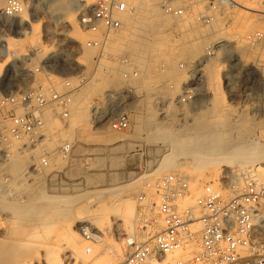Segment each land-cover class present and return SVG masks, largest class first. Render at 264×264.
<instances>
[{
  "label": "rangeland",
  "instance_id": "rangeland-1",
  "mask_svg": "<svg viewBox=\"0 0 264 264\" xmlns=\"http://www.w3.org/2000/svg\"><path fill=\"white\" fill-rule=\"evenodd\" d=\"M47 1L28 0L23 15L24 21H38L43 29L42 33L45 32L49 37H54L62 28L67 30L66 34H70V37L77 41H84L86 38L95 36L91 34L86 36L77 28L76 31H72L67 24L64 25L59 19L50 20V17L44 12V4ZM85 1L65 0V5L71 9L76 8L77 11L78 6H72L71 3L81 4ZM87 1L89 2L86 3L90 4L95 0ZM151 1L159 11L162 9L159 0ZM4 2L5 0H0V7ZM36 2H40L41 9L34 13V3ZM200 2L201 0H173L171 6L182 12L190 10L188 11L191 18L189 22L193 26L200 23V26H205L208 29H211L209 27L212 24L211 18L208 19L207 15L203 17L200 15L198 20L196 17L198 10V12H203L205 7H213L215 3L217 8H209L211 13L213 12L211 10H214V14L225 10L228 12L226 15L231 18L242 14L244 18L242 37H245L242 40V52L239 53L229 43L219 47L217 57H214V49L212 50L210 47L200 49L198 46H190L191 48L187 46V48H182L190 52L189 65L191 64V66H188L185 60L186 55H183L184 59L183 57H180V60L176 58L172 70L169 69V73L171 71L175 81L159 82L146 91L137 86L141 82L140 73L132 79L123 77L122 73L129 67H120L121 70L117 66L116 60L111 64L121 71H113L109 74L99 73L97 79L99 82H96V85L97 83L100 85L98 84L97 89L91 93L101 99L109 86L131 90V93L128 94L131 105L129 106L128 128L119 131L106 124L97 128L93 127V123L88 119L91 94L90 97L88 96V103L85 106L86 123H83V118L81 119L75 114L76 105L75 101L73 102V115L69 121L68 137H66L73 144L70 157L66 161L52 157L49 170H47L48 168L38 170L36 173L32 170L31 157L24 156L22 165L19 166L20 169L16 167L15 173L21 174L17 178L20 179L19 182L22 185L30 186L29 184H32L31 193L26 192L24 195L19 192L12 198L11 195L5 193L1 198L5 202L11 201L12 204L2 205L0 202V264H22L23 261L25 263L37 254H42V260L32 262V264H47L48 256H43L46 251L49 255H56L60 264H82L84 262L97 264L100 259L102 261L100 260L98 264L104 262L121 264L129 251L122 238L135 235L138 237L140 232L138 227L144 218L152 222V226L147 228L148 232H152L151 227L153 232L162 227L157 210L156 214L150 211L148 202L153 198L157 199L156 184L165 175L175 174L186 180L189 197L184 200V206L191 205L196 198L201 196L202 187L205 185L214 184L213 187H216L215 190L218 191L222 181L227 185L231 182L243 186L245 182L253 180L264 186V0H252L251 2L227 0L221 5L218 4V0H204L203 4ZM161 11L159 12L160 16L164 15V18L167 15L170 16L166 19H170L169 21L173 24L171 23V28H169L171 30H168L167 36L172 35L173 38L176 35L174 33L183 27V20L178 18L182 15H169L164 9ZM192 19H195L194 22ZM178 25L180 26L177 28ZM227 25L228 23L219 25L223 29L218 31L217 38L227 36ZM27 27L29 24H25V29ZM171 37L170 39H172ZM188 37L186 36L187 39ZM35 44L37 42L32 43V45ZM111 46H114L113 49ZM115 47L116 45L112 43L106 52L117 53ZM174 49L170 53L179 48ZM87 52L89 53L88 57L84 58L83 54L82 61L88 64V69H91L89 61L93 53ZM256 57L262 61L260 66L254 64ZM204 60L208 62L200 68L203 75L199 82L201 84H198L191 94H185L183 86L190 79V71L194 70L198 61ZM220 62H223V66L217 70L215 67ZM160 65L156 67L159 70L161 69ZM1 71L2 65H0V73ZM214 77H216L217 88L213 86ZM214 94L220 95V103L213 104L211 102V97ZM161 107L166 109L165 115L161 112ZM169 119L173 122L172 129L175 132L181 134V129L188 130L187 132L190 134L189 139H186L188 144L192 141L199 142L210 138L218 139L216 146L219 150L228 151L236 147V144H240L248 150L255 149V151L252 150V152L254 151L252 153L250 150L248 154L243 153L242 159H239L242 163L234 159L233 167L225 163L224 165H208L201 171H197L190 165L188 166L190 164L188 160L178 159L173 167L163 173L159 171L161 162L170 151L161 140L165 137V133L155 131V125L166 124L170 121ZM213 120L215 122H212ZM211 122L214 123V126L208 125ZM221 122L222 124H220ZM190 123H194L196 128L188 129ZM202 125H204V129L201 128ZM48 129L49 132L58 131L61 138L65 137V134L59 131L57 121H54ZM195 130L199 134L210 132L211 136L209 135L207 138L193 136L196 134ZM233 132L235 133L233 134ZM251 138L252 140H250ZM240 139L242 142H239ZM249 147L251 148L249 149ZM261 149L263 150L260 151ZM54 166L63 169L61 180L59 177L49 179L50 175L48 174L55 168ZM29 171H33L32 174L36 176L35 180L31 179L33 177ZM157 171L159 175H157ZM7 178L8 175H1L0 180L3 182V186L6 185ZM34 181L41 183L33 184ZM39 190H43L46 195L50 196L49 199L36 202L35 193ZM226 193L225 191L223 194ZM25 206L26 208L23 210ZM24 211L27 212L26 216L20 218ZM83 223L99 235V242H89L78 233L77 227ZM5 243L9 245L5 246ZM85 245L94 247L95 253L91 257H89V251L84 254L78 253L82 248H85ZM109 245H113L115 248H109ZM192 253L193 250H184L176 255L186 259ZM83 256L87 260H84L86 258Z\"/></svg>",
  "mask_w": 264,
  "mask_h": 264
},
{
  "label": "built area",
  "instance_id": "built-area-1",
  "mask_svg": "<svg viewBox=\"0 0 264 264\" xmlns=\"http://www.w3.org/2000/svg\"><path fill=\"white\" fill-rule=\"evenodd\" d=\"M27 1L5 0L0 8V158H7L15 145L29 153L38 167L48 168L52 157L66 161L71 155L73 144L66 137L74 98L97 80V68L114 59L129 67L123 77L138 76V68L124 52L104 51L111 36L121 31L122 17L131 12L132 5L127 0H95L80 6L71 3L78 6L77 29L94 37L77 41L68 33L49 37L43 32L39 43L20 49V41L26 37L25 24H29L23 19ZM159 1L168 13L182 14L171 6L173 0ZM63 46L65 54L59 50ZM84 51L93 53L91 69L82 61ZM189 78L183 86L185 94L201 84V70L194 69ZM129 93L130 89L115 86L107 87L102 99L91 93L89 120L93 127L106 124L114 130H126ZM47 116L58 122L64 138L58 131L49 132ZM61 174L63 169L55 167L48 175L61 180ZM221 183L218 191L203 186L201 196L184 206L189 197L186 180L175 174L162 177L156 184V210L162 227L148 232L152 222L144 218L138 227L139 238H122L130 249L121 264H264V186L250 180L240 191H232ZM77 229L84 239L94 242L97 233L87 224ZM190 242H196L197 247L189 258L176 255Z\"/></svg>",
  "mask_w": 264,
  "mask_h": 264
},
{
  "label": "bare ground",
  "instance_id": "bare-ground-1",
  "mask_svg": "<svg viewBox=\"0 0 264 264\" xmlns=\"http://www.w3.org/2000/svg\"><path fill=\"white\" fill-rule=\"evenodd\" d=\"M91 1H93V0H91ZM127 1L132 5V10H131V12L127 13L126 15H124L122 17V28L123 29H121L119 34L111 36L112 39L110 38L109 42L105 45L104 51H106V49H108V48L110 49V45L112 43H114V45H116V47H119L118 49L115 47L117 52L118 51L124 52V54H126L125 56L127 57V59L129 61H133L135 63V65H136V67L138 68L139 73H140L141 82H140V85H137V86H140V88L144 89L145 91L150 89V88H152V87H154V85L158 84L159 82L163 83V81H165V80H170L172 82L175 81V79L172 77L171 71L169 73V69L172 70V68H173V66L175 64L174 60H176V58H178L180 60V57H183V55L184 56L186 55L185 56V58H186L185 60L187 61L188 66H191V64L189 65L190 59H191V54H190V52H188V50L182 49V48H185V47L187 48V46L188 47H190V46L191 47L198 46L200 49H202L204 47H210V48H212V50L214 49V57H217V55H218L217 53H218L219 47L224 45V44H228L229 43L239 53L242 52V40L245 38V37H242V24L244 23V18L242 17V14L238 15L237 17L234 16L232 18L229 17L228 15H226L228 12H226L225 10L222 11V12L214 14V10H211V11H213L211 13L209 11L210 10L209 8H217V5H215V3H214L213 4L214 6L212 7L211 4H209L211 7H208V8L205 7V9L203 8L204 9L203 12H198L199 11L198 10L197 11V15L198 16L195 15L198 20L200 18V15H201V17H203L204 15H207L208 19L211 18L212 24H211V26H209L211 29H208L205 26H203V27L200 26V23H196L197 26H193V24H191L189 22V20L191 18H190V13L188 11H190V10H188V11H184L183 10V12L181 14L182 16L178 17V18L181 19V21L183 20V27H181V29L177 30V32L175 31L176 33H174V34H176V35L173 36V38H172L171 37L172 35L171 36H167V34L169 33L168 30H171L169 28H171V23H172V22L169 21L170 19L169 20L166 19V18L170 17V16L168 17V15H167L168 13L166 14L167 15L166 18H164V15H163V17L160 16L159 12L161 10H163V9H160V11H159L158 8L155 6V4L152 3L153 1L150 2V0H127ZM202 1H204V0H201V2H200L201 4H203ZM218 1H219L218 4L221 5L222 3L226 2L227 0H218ZM245 1L246 2H251L252 0H245ZM86 2H89V1L86 0L85 4H87ZM39 3L40 2L34 3V9H33V10H35L34 13H37V12L40 11L41 7H40ZM207 3H208V1H207ZM209 3H211V2L209 1ZM200 6L201 5H199V7ZM44 9H45L44 12L46 13L47 16L50 17V20L51 19H53V20L59 19L62 23L67 24L72 29V31H76V28H77V26H76V14H75L76 8L75 9L74 8L73 9L68 8L65 5V0H48L44 4ZM164 10L167 12L168 9H164ZM170 14L171 13H169V15ZM218 14H219V16H218ZM220 15H222V17H220ZM194 20H193V22H194ZM175 21H176V19H175ZM181 21H179V22H181ZM224 23L225 24L228 23V25L226 26L228 34L225 37L224 36L221 37L220 35H218L220 37L217 38L218 31L223 29V27H221L219 25L220 24L224 25ZM180 25H178L177 28ZM208 25H210V24H208ZM217 26H219L221 28H219ZM174 29H175V27H174ZM224 30H226V29H224ZM42 31H43V29L40 27V23L38 21L37 22H35V20L33 22L30 21L29 22V27H27V29L25 31L26 37L23 40L20 41L19 48L20 49H24L26 46L32 45V43H34V42L39 43ZM65 32H67V30L62 28V29L58 30L57 33L58 34H64ZM190 32H191V35H190ZM69 36H70V34H69ZM186 36L187 37L189 36L190 38L188 37V39H187ZM170 37L172 39H170ZM111 47L113 49L114 46H111ZM176 47H178L179 49H176L175 52H172V53H174V55H172L173 56L172 57L171 56L172 53H170V52L172 50H175L174 48H176ZM120 48H121V50H120ZM59 50L63 54L65 53L64 46H63V48L60 47ZM83 54H84V58H87L88 55H89V53L87 51H84ZM174 56H175V58H174ZM195 58H196V56H195ZM260 58H262V57H260ZM178 59H177V61H178ZM183 59H184V57H183ZM193 60H191V61H193ZM114 62H116V61L113 59L107 65L104 64V63L102 65H100L99 68H97V70L95 72L96 73L95 75H96L97 79H98L99 73H101V72H104V74H109V73H113V71L114 72L121 71L124 66L119 65L118 62H117L116 63L117 66L119 68L122 67V68H120L121 70H118V69L113 67V64H111V63H114ZM207 62L208 61H205V60L202 61V62L198 61L197 64L195 65V68H193V69H196V68L200 69L202 66H205V64ZM261 62H262L261 59H259V57L257 59V57H256V60L254 61V64L260 66ZM192 63H194V61ZM109 64H110V66H108ZM159 64H161L160 67H159V68H161L160 70L156 68V67H158ZM222 66H223V62H220V63H218L216 65L215 68L218 70V69H221ZM192 71L193 70H191V72ZM169 74H170V76H168ZM202 78H203V75L201 74V79ZM213 80H214L213 81V84H214L213 86L215 88H217L218 85L216 86V77H214ZM96 82H99V81L96 80L93 83L87 85L74 98L75 105H76L75 114H77V116L79 118H81V119L83 118L84 119L83 123H86L85 120H86V117H87L86 113H85V106L88 103L87 98H89L88 96L91 94L92 91L97 89V86H98L99 83H97V85H96ZM220 100H221L220 95H215L214 94L213 97H211V102L213 104L220 103ZM160 110H161L162 113H164V115L166 114V109L165 108L161 107ZM226 110H228V109H226ZM222 113H223V111H222ZM163 118H162V120H163ZM45 120H46V127H49L51 124L54 123V121L51 120L49 118V116L45 117ZM201 121H200V123H201ZM230 121H231V119H230ZM212 122H215V120H213ZM212 122L209 123L208 125L214 126V123H212ZM234 123H236V122H234ZM172 124H173V122H172V120H170L166 124H156L155 125V128H156L155 131L158 130L160 133L161 132L165 133L164 134L165 137L163 139H161L159 137V139H161L162 142H164V144L169 148V151H170L163 158V160L161 162V167H160L159 171H162V172L163 171H167L168 169L173 167L174 164L177 162L176 160H178V159L188 160L190 162V164H188V166L190 165L194 170H197V171H201L203 168H205L208 165H210V166L211 165H219V164L224 165L225 163L227 165H230L231 167H233L234 159L235 160L237 159L239 161V163H242V161L239 160V159H242V156H243L242 154L243 153L244 154H246V153L248 154V152L250 150H251V152H252V150L255 151V149H250L251 147H249L250 150H248V148H245L244 146L242 147V145H240V144H236V147H234L233 149L229 148L231 150H228V151L219 150L217 148V146H216L217 143H218L217 142L218 139L214 140V139H210V138L208 139L207 138V137H209L210 132H205V133H200L199 134V133H197L196 130H195L196 134L195 135L193 134V136L206 137L207 139L206 140H202V141L200 140L199 142H196V141H192L191 138H190L192 143L188 144V142L186 140L188 137H190V134H188V132H187L188 130L186 128L182 127L183 129L180 130L181 134H179V133L175 132L172 129L173 128ZM220 124H222V122ZM223 126H226V125L223 124ZM227 126H228V124H227ZM194 128H196V125L194 123H190L188 129H194ZM201 128L204 129V125H202ZM228 132H230V131H228ZM234 133L235 132H233V134ZM240 138H242V137H240ZM250 140H252V138ZM239 142H242V140L240 139ZM243 145H245V144H243ZM257 145H259V144H257ZM259 146L263 147L262 145H259ZM262 150L263 149H261L260 151H262ZM24 156H30V154L19 151L17 146L14 145L10 149L7 158H5V159L0 158V177H1L2 174L8 175V178L6 180L7 182H6L5 186H3V182L0 180V202H1L2 205H11L12 204L11 201L10 202H5V201H3L1 199V198H3V195L5 193H7L8 195H11V198H12V197H15V195L17 193H19V192L20 193L22 192L24 194L26 192L27 193L30 192L31 189H32V188H30L31 185H32L31 183L29 184L30 186L22 185V183L19 182L20 179L17 178L21 174L18 175V174L15 173L16 167L19 168V166L22 165V162H23L22 159L24 158ZM252 158H254V157H252ZM259 158H260V155H259ZM186 163H188V162H186ZM33 166H34V169H32V170L35 171L36 173H37L38 170L47 169V168L38 167V165L36 164L35 160H32V167ZM237 166H238V164H237ZM19 169H18V171H19ZM47 170H49V168ZM33 171H29V173L32 174ZM157 175H159V172L157 173ZM32 177L33 178H31V179L35 180L36 176L34 174H32ZM224 179H226V178H224ZM32 183L33 184H36V183L38 184V183H41V182H39V181L35 182L34 181ZM245 184H246V182L244 183V185ZM40 186H42V184H40ZM208 186L210 188H212L213 190L216 189V187H213V186H215L214 184H211V185L209 184ZM243 186L242 185L241 186L235 185V184H233L231 182L228 183V185H227L228 189H232V191H240L243 188ZM38 188H40V187H38ZM228 192H230V190ZM223 193L224 192L221 191L222 195H226L227 194V193L226 194H223ZM49 197L50 196L46 195L43 190L36 191V193H35V201L36 202H41V200L49 199ZM156 204H157V199L156 198H153V199L149 200V202H148V208L150 209V211H153V213H155V214H156ZM25 208H26V206L23 207V210ZM26 214H27V212L24 211L23 215L20 216V218H24L26 216ZM159 222L162 223L161 219L159 220ZM151 229H152V232H153V228L152 227H151ZM198 230H199V226H196V231H198ZM94 236H95L94 237V242H99L100 237L98 235H96V234H94ZM135 238H136V235L128 237V239H132V240L135 239ZM11 244H10V246H11ZM7 245H9V244H7ZM7 245L5 243V246H7ZM124 245L130 249V246H128L127 244H124ZM108 247L112 248V249L115 248L113 245H109ZM196 247H197L196 242H190V244L185 248V251L186 250L187 251L188 250H195ZM93 249H94V247L89 246V245L88 246L85 245V248H82V250L79 251L78 253L79 254L80 253L84 254L86 251H89L90 255L89 254L88 255H89V257H91L95 253V250L93 251ZM178 252L179 251H177L175 253H178ZM46 255L48 256L47 264H60V262L58 261L56 255H53V254L49 255L47 251L45 252V254H43V256H46ZM41 256H42V254H37L36 256L30 258L25 263L23 261L22 264H32V262L40 261V260H42ZM83 257H85V256H83ZM93 259H94V257H93ZM84 260H87V258L84 259ZM95 262H96V260H95ZM98 262H97V264H98ZM81 263H82V261H81ZM84 263H82V264H84ZM93 263L94 262H92L91 264H93ZM109 263H111V262H107L105 264H109ZM85 264H87V263H85ZM94 264H96V263H94Z\"/></svg>",
  "mask_w": 264,
  "mask_h": 264
}]
</instances>
